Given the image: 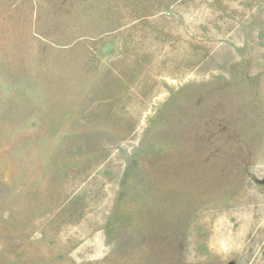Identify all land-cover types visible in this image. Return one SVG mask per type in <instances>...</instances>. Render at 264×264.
<instances>
[{
  "label": "rangeland",
  "instance_id": "rangeland-1",
  "mask_svg": "<svg viewBox=\"0 0 264 264\" xmlns=\"http://www.w3.org/2000/svg\"><path fill=\"white\" fill-rule=\"evenodd\" d=\"M0 264H264V0H0Z\"/></svg>",
  "mask_w": 264,
  "mask_h": 264
}]
</instances>
